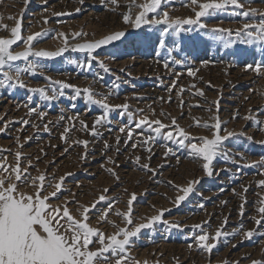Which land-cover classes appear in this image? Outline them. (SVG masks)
Masks as SVG:
<instances>
[{
    "label": "rangeland",
    "instance_id": "rangeland-1",
    "mask_svg": "<svg viewBox=\"0 0 264 264\" xmlns=\"http://www.w3.org/2000/svg\"><path fill=\"white\" fill-rule=\"evenodd\" d=\"M128 2L118 0L119 7L113 10L114 6L102 3V0H29L27 4L23 0H0L2 23L14 26L15 21L8 19L13 16L22 18V35L25 37L48 33L34 44L37 50L56 51L62 47V39L56 37L59 32L70 37L74 32L83 31L88 34L87 41L99 40L117 31L126 33L120 40L95 52L97 60L111 71L105 72L96 60L90 68L81 67L88 59L87 53L68 48L58 57H33L39 67L35 74H23L27 88H47L50 83L47 78L81 90L90 88L97 99L104 96L110 105L127 103L129 111L137 118L151 115L150 110H154L155 118L168 125L169 116L175 117L179 126L193 136H210L206 129L193 126V118L201 123H211L209 117L215 113L212 102L219 101L220 119L226 122L229 131L237 133L225 141L229 160L218 158L214 161V174L209 177L202 170V160L190 158L187 149L162 137L149 145L132 148L133 142L142 139L137 137L140 130L134 129V125V139L126 144L127 135L119 132V128L129 125V120L126 115L121 118L118 111L110 113V123L97 126L99 136L81 130L79 120L85 121L90 130L102 109L87 103L83 97L72 101L71 88L65 89L63 97L49 103L40 99L38 93H30L25 88L0 87V128L4 129L0 131V162L6 158V166L14 165L15 153L20 151L23 167L31 161L32 167H28L31 176L45 173L49 180L54 176L57 182L60 177H65L59 199L53 198L51 203H63L65 199L73 201L69 208L77 218L76 202L91 206L101 195H106L107 201L96 203L89 221L106 233L116 230L111 223L98 222L101 213L108 208V201L114 209L124 212L135 194L132 209L137 222L141 217L156 215L161 209H170L164 212L163 219L178 223L182 230L169 228L163 223L144 229L128 249L130 260L142 264H251L252 260L264 261V236L260 235L264 226L250 239L242 234L256 227L250 218L257 216L256 202L264 195V189L257 185L264 179L261 174L264 169L243 166L264 158V143H261L264 141V130H261L264 129V75L246 70L245 64L264 60V53L260 52L259 45L237 43L226 48L222 41L211 39L206 30L193 27L179 37H165L167 48L157 58L155 52L161 26L144 25L134 29L125 24L121 14L129 10ZM240 2L244 10L253 8L264 12V0ZM135 11L138 10L133 9V18ZM162 11H167L173 18L193 15L184 0H163ZM240 11L229 7L226 12L206 17L204 22L208 28L236 29L247 19L238 14ZM259 18L254 16L257 21ZM8 35V32L0 31V36ZM82 42L69 40L70 44ZM174 42L179 44L178 49L173 47ZM20 48H24L22 43L16 47ZM168 48L173 49L170 58ZM165 59H178L184 63L171 64L170 69H165ZM201 61L209 63L202 64ZM16 65L26 67V62L20 61ZM188 68L197 70L195 76L187 74ZM173 72L180 75L177 77ZM197 90L203 91L204 95H198ZM30 95L31 102L28 101ZM29 107L44 112L45 116L41 118L36 112L29 115ZM209 107L213 108L212 112L207 111ZM141 109L143 113L139 111ZM161 112L165 115L161 116ZM237 112V118L233 119ZM245 116L251 118H241ZM24 120L29 123H22ZM65 128L69 129L67 133ZM80 140L89 141L86 149L76 143ZM105 142L108 148H105ZM146 147H150L151 152L146 151ZM168 149L172 152L165 156ZM85 152L86 158H82ZM137 156L141 158L139 162L135 159ZM146 163L156 171L155 175L142 168ZM191 180H199V183L193 185V191L179 207L175 206L172 201L182 193H178L173 185L186 187ZM105 189L108 190L106 193ZM24 190L31 191L30 188ZM244 199L247 203L241 220L238 212ZM108 220L124 226L115 211L109 213ZM205 221L210 222L205 227L211 234L222 228L223 232L236 231L237 235L222 237L211 254L203 252L196 247L192 236L199 231L193 226Z\"/></svg>",
    "mask_w": 264,
    "mask_h": 264
},
{
    "label": "snow or ice",
    "instance_id": "snow-or-ice-1",
    "mask_svg": "<svg viewBox=\"0 0 264 264\" xmlns=\"http://www.w3.org/2000/svg\"><path fill=\"white\" fill-rule=\"evenodd\" d=\"M23 2L27 4L29 0H23ZM102 3L114 6L113 10H115V7H119L118 0H102ZM184 4L190 8L193 15L185 18H173L167 11H162L163 0H143L141 3H137L136 0H129L127 4L129 10L121 14L122 20L134 29H140L144 25L161 26L155 52L157 58L161 56V51L167 48L165 37L169 35L179 37L182 32L190 31L193 27L206 30L211 39L222 41L226 48L232 47L237 43L259 45L260 52L264 53V12L253 8L244 10V5L240 0H184ZM229 7L241 9L238 14L247 18L245 22L236 29L208 28L204 19L214 13L226 12ZM133 9L138 10L135 11L134 18ZM63 14L54 13V15ZM256 15L260 17L258 21L254 19ZM8 19L15 21L14 26L10 27L2 23L3 17L0 16V31L9 33L7 37L0 36V76L3 77L0 79V87L25 88L30 93H38L40 99L49 103L63 97L65 89L71 88L73 90V95L70 97L72 101L83 97L87 103L98 105L102 109V113L96 117L90 130L85 121L79 120L81 130L89 132L92 136H99L100 132L97 130V126L110 123V113L118 111L121 118L126 115L129 120V125L119 128V132L127 135L126 144L134 139V129L140 130L136 135L142 139H137L136 142H133L132 148L149 145L154 143L158 137H162L165 141H172L179 147L187 149L190 158L202 160V170L209 177L214 174L212 167L214 161L218 158L225 161L229 160V152L225 147V141L237 135V133L229 131L226 127V122L220 119L219 101L212 102L215 106V113L209 117L211 123L208 121L201 123L197 118H193V126L206 129L210 136H193L185 128L179 126L175 117L169 116L170 124L168 125L164 124L159 118H155L156 113L154 110H150L151 115H142L137 118L134 113L129 111L127 103L115 106L110 105L104 96L97 99L96 94L90 88L81 90L74 85L59 80H51V78H47L50 81L47 88H27L26 83L22 79L23 74H35L39 67L37 63L30 60V57L54 58L62 55L68 48L73 51L87 53L88 59L84 64L80 65L81 67L90 68L92 62L96 60L105 72H109L111 69L107 68L102 61L97 60L95 52L103 46L120 40L126 35L125 32L117 31L102 39L93 41L85 40L88 34L83 31L74 32L70 37L66 33L59 32L56 33V37L62 39V47L56 51L37 50L34 44L47 36L48 33L46 31L39 32L25 37L22 35V18L16 19L13 16H9ZM44 22L47 23V20ZM70 39H79L84 42L70 44ZM21 43L24 46L23 50L16 51L15 47H19ZM173 47L178 49L179 44L174 42ZM172 50V48H168L169 58L172 55ZM17 61L26 62V67L17 66L15 63ZM70 62L75 63V61ZM163 63L165 69H170L171 64L180 65L184 61L165 59ZM201 63L207 64L209 62L201 61ZM245 69L251 70L258 75H264V60L245 64ZM196 71V69L188 68L187 74L195 76ZM173 74L177 77L180 75V73L176 72H173ZM175 85L176 81L174 80L173 86ZM116 87L118 88V85ZM192 87L194 88L195 85H192ZM49 91L51 94H49ZM181 91H183V88H181ZM197 94L200 96L204 95L201 90H197ZM245 99H248V97H245ZM31 100L32 96L30 95L28 101L31 102ZM72 107H75V104H72ZM139 111L143 113L144 110L141 109ZM207 111L212 112L213 108L209 107ZM34 112L41 118L45 116L44 112L29 107L28 114L31 115ZM160 115L163 116L165 114L161 112ZM237 116L238 112L232 118L236 119ZM63 118L62 116L61 119ZM241 118L250 119L251 117L245 116ZM68 119L72 118L69 117ZM22 123L27 124L29 121L24 120ZM256 123L259 125V121ZM132 125H134V129ZM44 127L47 130V125H44ZM145 129H147V133H145ZM3 130L0 128V131ZM68 131L69 129L65 128V133ZM62 139H64L63 136ZM119 139L118 136L117 143H119ZM248 139L251 140L252 138L248 137ZM76 143L83 145L86 149L89 141L80 140L76 141ZM261 143H264V141H261ZM108 147L109 145L105 142V148ZM145 150L151 152L150 147H146ZM171 152L172 149H168L165 156ZM86 155L87 153L85 152V157L82 158H86ZM21 158L22 153L17 151L14 165L6 166V158H4L3 162H0V264H113V258L114 264H142L140 261L129 259L128 249L144 229H152L157 223H163L169 228L182 230L178 223H169L163 219L164 212L170 211V209H161L156 215L141 217L140 222H137L134 219L132 209V202L136 197L135 194H132L128 201V209L124 212L114 209L111 201H108V208L101 213L98 222L111 223L116 230L112 233H106L100 227H94L89 222L90 212L95 208L96 203L107 201L106 195H101L91 206L79 205L76 202L78 204L76 209L77 218L69 208V204L73 201L65 199L63 203H51L53 198L59 199L58 193L63 190L62 183L65 177H60L58 182L54 176L49 180L45 173H39L33 177L28 173V167H32L31 161L28 162L27 167H23L20 163ZM135 159L139 162L141 158L137 156ZM109 160L111 161L110 157ZM231 162L236 163L235 160ZM243 166L264 169V158L258 162L244 164ZM142 168L152 172L153 175L156 174V171L147 163L143 164ZM37 171L39 172L38 169ZM261 174L264 175V172H261ZM197 183H199V180L189 181L186 187L173 185L178 193H182L176 196L175 200L172 201L173 204L179 207L181 202L185 201L193 191V185ZM257 185L264 189V179L259 180ZM26 188H30L31 191H25L24 189ZM49 188L53 190L49 191ZM107 191V189L104 190L105 193ZM244 191L246 192L247 189L245 188ZM223 203L226 204L227 202ZM246 203L247 201L244 199L239 206L238 215L241 220H243L245 215ZM256 204L255 212L257 216L250 218L256 227L243 231L244 238H252L264 226V195L260 196ZM200 207L203 208V204ZM113 211H115L117 216L121 217L123 227L108 220L109 213ZM209 223V221H205L194 225L193 229L199 231L192 236V239L199 250L211 254L222 237L235 236L237 232L227 233L223 232L222 228H217L215 233L211 234L205 227ZM226 223L227 218L224 220V224ZM240 229H243L242 223ZM260 235L264 236V232H260ZM251 264H264V261L252 260Z\"/></svg>",
    "mask_w": 264,
    "mask_h": 264
},
{
    "label": "water",
    "instance_id": "water-1",
    "mask_svg": "<svg viewBox=\"0 0 264 264\" xmlns=\"http://www.w3.org/2000/svg\"><path fill=\"white\" fill-rule=\"evenodd\" d=\"M15 50L16 51H22L23 49H16V47H15ZM40 50V49H39ZM44 50V49H43ZM17 62H20V61H17ZM17 62H15V63H17Z\"/></svg>",
    "mask_w": 264,
    "mask_h": 264
},
{
    "label": "bare ground",
    "instance_id": "bare-ground-1",
    "mask_svg": "<svg viewBox=\"0 0 264 264\" xmlns=\"http://www.w3.org/2000/svg\"><path fill=\"white\" fill-rule=\"evenodd\" d=\"M21 49V48H20ZM33 59V57H30V60H32ZM50 59V58H49ZM1 77V76H0Z\"/></svg>",
    "mask_w": 264,
    "mask_h": 264
}]
</instances>
